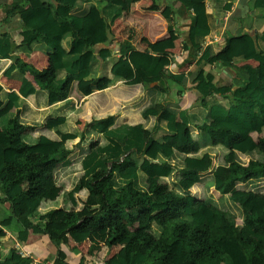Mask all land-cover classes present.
I'll list each match as a JSON object with an SVG mask.
<instances>
[{
  "label": "trees",
  "instance_id": "16d2710c",
  "mask_svg": "<svg viewBox=\"0 0 264 264\" xmlns=\"http://www.w3.org/2000/svg\"><path fill=\"white\" fill-rule=\"evenodd\" d=\"M78 1L13 0L10 8L4 5L8 18L21 21V42L16 45L10 34L2 35L0 63L18 51L30 54L36 44H43L48 66L38 69L17 57L6 74L16 70L33 80L25 77L18 93H8L0 85V112L9 103L16 111L13 118H0V204L9 206L1 228L16 230L19 244L28 243L31 234L46 237L58 248L53 264H68L60 249L67 244V234L102 230H107V247L127 244L128 258L118 255L107 264H253L257 257L263 262L257 264H264V195L255 191L264 182V53L257 40L244 35L246 43L234 49L235 54L242 53V66L224 63L242 73L241 82L218 86L212 73L199 68L212 59L210 50L204 49L211 32L208 0H173L190 20L184 48H194L199 68L190 72L192 93L204 106L212 96L229 100L228 107L213 103L206 115L183 109L177 116L163 98L171 90L168 83L183 87L187 79L167 73L173 56L138 51L129 40L115 49L112 28L123 16V7L112 0H86L94 4L84 15H76ZM255 8L264 10V0H256ZM175 15L171 4L170 32ZM257 38L264 41V31ZM114 52L127 57L116 67L111 60ZM94 60L103 67L113 63V76L126 84L135 71L151 83H167L165 88L157 86L161 100L142 115L145 120L153 118L150 126L116 125V121L109 125V117H99L78 132L77 116H60L58 126L52 127L48 108L68 102L74 83L91 77ZM31 96L37 99V111L27 102ZM27 109L34 119L26 116ZM40 128L52 134H36ZM162 129L176 137L174 148L156 140ZM202 138L228 151L219 165L209 153L190 156L200 152ZM77 149L82 156L79 173L71 182L62 180ZM238 155H256L257 160L242 164ZM176 173L179 176L169 188L166 180ZM207 174L217 190L243 188L232 199L242 213L241 222L212 199L192 194ZM169 223L174 227L165 237ZM0 264H33V260L13 247L0 255Z\"/></svg>",
  "mask_w": 264,
  "mask_h": 264
},
{
  "label": "crops",
  "instance_id": "0c3cea01",
  "mask_svg": "<svg viewBox=\"0 0 264 264\" xmlns=\"http://www.w3.org/2000/svg\"><path fill=\"white\" fill-rule=\"evenodd\" d=\"M12 1L2 0L0 2V37L6 33L10 34L15 44L19 45L21 42V24L16 18H8L4 7L5 5L10 8ZM83 1L86 0L77 2L73 10L74 14L84 15L93 5L90 4L87 10H83L85 8ZM112 1L121 5L124 11L123 16L116 21L112 28L113 38L115 36L117 42L119 40H129L141 52L152 55L161 53L172 55L174 60L168 67L167 73L187 76L183 87L173 82L168 83L171 90L168 95L163 96V98L166 97L165 103L169 111L177 116L183 109L200 113L197 111L199 106H203L207 114L209 106L213 103H219L224 107L229 106V100L219 96L208 98L206 100L207 107L202 105L200 100L192 93L193 80L190 72L195 71L196 73L199 68H203L205 72L214 75L216 85L235 84L237 86L241 82L242 73L232 67L225 66L224 63L228 61L232 66H242L244 64L242 53H234L236 47L240 48L246 43L244 35H248L254 41L257 40L259 49L264 53V41L257 38L258 34L264 31V18L262 17L264 10L255 9L254 3L256 0H208L206 7L210 16L211 32L206 37L204 49L210 50L212 59L209 65L198 69H196L197 60L194 58V48H184V45L189 43L190 20L188 14L178 3H173V0H130V3L128 0ZM171 4H174L176 8V15L173 18L175 23L173 32H170L169 28ZM228 4L232 6L226 11L225 7ZM98 51L99 49L96 52ZM47 54L48 51L45 46L36 44L30 54L18 51L12 58L1 60L0 85L8 93H18L25 77L31 81L33 79L29 75L25 76L16 70L10 75L6 74V71L17 57L38 69H45L48 66ZM112 57L111 60L115 63V67L127 59V57L115 52ZM113 63L109 62L108 65L103 67L99 60H94L91 65V77L88 80L74 83L68 102H60L48 108L52 112L49 120L52 127L58 126L57 118L60 116H66L67 118L77 116L78 120L74 125V129L78 132H82L88 123L99 117H109V125L115 121L116 125L145 123L150 126L153 123V118L145 120L142 115L161 100L162 93H160L157 86L160 85L165 88L167 83L164 81L151 83L141 72L135 71L134 79L130 84H126L123 78L113 76ZM104 73L109 79H102ZM27 102L33 111L38 110L35 96L29 97ZM79 109H81L80 112H78ZM42 110H45V108ZM25 113L28 118H33L30 110L27 109ZM15 114L14 105L9 103L0 112V118L2 116L13 118ZM201 114L206 115L204 112ZM164 125L165 123L161 124V126ZM36 134L51 135L52 133H46V130L40 128ZM155 138L161 143H168L173 148L176 145V137L170 135L164 129L160 130ZM204 139L202 138L201 141L205 146L207 141ZM101 144L106 146L107 141L103 139ZM203 147L202 151L204 150ZM176 157L179 159L182 157L183 160L185 158L181 154H177ZM65 175L70 174L64 171L61 178L63 179ZM6 206L8 209V204ZM7 216L5 217V213L0 210V222L8 218ZM41 220H47V218L42 217ZM33 221H38V216L34 217ZM1 229L3 243L0 246V255L6 254L10 248L18 243L16 230ZM106 238L107 230L94 233H69L67 234V244H62L60 249L67 255L66 262L68 264H107L108 262L111 263L118 255L128 256L126 241L109 248L105 245ZM20 245L24 251L31 255V259L38 264H53L58 252V248L50 240L34 234L30 235L28 243Z\"/></svg>",
  "mask_w": 264,
  "mask_h": 264
},
{
  "label": "rangeland",
  "instance_id": "374dc122",
  "mask_svg": "<svg viewBox=\"0 0 264 264\" xmlns=\"http://www.w3.org/2000/svg\"><path fill=\"white\" fill-rule=\"evenodd\" d=\"M175 2V0H174ZM83 3L85 4V8H83V10H87L88 7L90 6V4H94V2L92 1H83ZM255 4V3H254ZM89 5V6H88ZM256 9V8H255ZM256 10H263V9H256ZM257 14V11H256ZM20 24L21 21L19 20V18H16ZM115 40V36L113 38ZM123 41V40H122ZM121 40H119V42H117L115 40V44L113 43V46L116 45L117 48V44L122 42ZM43 47L44 45L41 44ZM225 102L227 103V101L225 100ZM203 106H199L197 111L201 113H206L205 108ZM204 109V110H203ZM207 139V138H206ZM204 146V143H203ZM204 150L200 151L197 156H201L204 153H209L213 156L214 158V165L217 166L219 165L222 161L224 156L226 155V153L228 152L225 148L218 146V147H213L211 145H209V143H206L205 146L203 147ZM82 159V156L79 154V151L77 152V154L74 156L73 158V165L70 169L67 170V173H69L70 175H65L63 177L62 180L71 182L73 181V179L75 178V176L79 173L78 170L80 168V161ZM180 160H183L182 157H180ZM237 160L242 163V164H247L249 161H256L257 160V156L256 155H238ZM179 176L178 173H176V175L170 179H167V184L169 185V188L173 187V179L175 177ZM205 181L202 184L197 185L196 187L193 188L192 190V194L202 200H213L215 201L219 207H221L223 210L225 211H229L231 212L233 215L236 216V218L238 219L239 222L242 221V213L239 209L238 204H236L235 202H233V198L238 197L239 194H237L236 191L238 190H242V187H237V186H232L230 188H222L221 190H217L214 186V183L211 179V174H207L204 176ZM70 186L73 183H68ZM255 191H257L259 194L264 195V182L261 183V185L259 186L258 189H256ZM0 210H2L5 213V217L7 216V214H9V211L7 209V206L4 204H0ZM8 217V216H7ZM124 218H126V215H124ZM188 218H190V216H188ZM174 224L173 223H169L167 224L164 236L168 237L172 230H173ZM15 248V246H14ZM258 262L263 263L258 257L255 259V261L253 262V264H257Z\"/></svg>",
  "mask_w": 264,
  "mask_h": 264
},
{
  "label": "built area",
  "instance_id": "2783aa9c",
  "mask_svg": "<svg viewBox=\"0 0 264 264\" xmlns=\"http://www.w3.org/2000/svg\"><path fill=\"white\" fill-rule=\"evenodd\" d=\"M15 248L19 251L22 257L31 259V255L28 252L24 251L19 243H16ZM33 264H38V263L33 261Z\"/></svg>",
  "mask_w": 264,
  "mask_h": 264
}]
</instances>
